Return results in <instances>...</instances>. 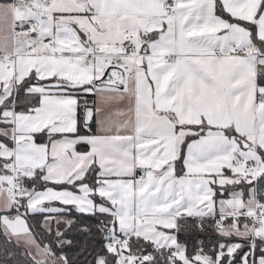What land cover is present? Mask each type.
I'll list each match as a JSON object with an SVG mask.
<instances>
[{"label":"snow or ice","instance_id":"snow-or-ice-1","mask_svg":"<svg viewBox=\"0 0 264 264\" xmlns=\"http://www.w3.org/2000/svg\"><path fill=\"white\" fill-rule=\"evenodd\" d=\"M0 264H264V0H0Z\"/></svg>","mask_w":264,"mask_h":264}]
</instances>
